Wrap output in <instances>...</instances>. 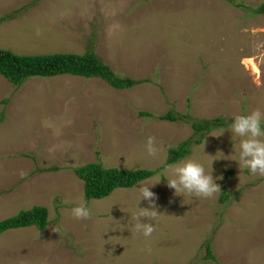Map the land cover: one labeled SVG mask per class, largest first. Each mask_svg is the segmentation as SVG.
I'll list each match as a JSON object with an SVG mask.
<instances>
[{"label": "rangeland", "instance_id": "374dc122", "mask_svg": "<svg viewBox=\"0 0 264 264\" xmlns=\"http://www.w3.org/2000/svg\"><path fill=\"white\" fill-rule=\"evenodd\" d=\"M263 2L0 0V48H91L112 72L139 81L116 89L99 77L59 74L15 85L0 74V221L34 205L48 211L43 229L0 234V264H264V177L238 166L239 139L226 129L237 114L264 112V14L250 11ZM169 110L180 119H160ZM216 117L221 123L206 131L192 127ZM184 141L188 152L174 163L192 158L207 171L214 159V197H182L167 186L168 151ZM92 161L156 172L86 198L75 169ZM156 179L160 214L144 237L133 228L137 206H149L137 205V186ZM80 202L87 220L71 215ZM206 245L215 260L205 258Z\"/></svg>", "mask_w": 264, "mask_h": 264}, {"label": "trees", "instance_id": "16d2710c", "mask_svg": "<svg viewBox=\"0 0 264 264\" xmlns=\"http://www.w3.org/2000/svg\"><path fill=\"white\" fill-rule=\"evenodd\" d=\"M240 6V5H239ZM243 6V5H242ZM250 11L264 14V2ZM18 10L12 11V14ZM12 14H9L10 17ZM0 74L5 76L15 85H20L31 76H55L59 74H71L81 77H99L116 89H127L136 85L139 81L130 76L115 74L110 67L102 62L91 48L83 53L77 52H51L43 54H22L0 48ZM141 115H150L148 111H140ZM160 119L176 121L179 116L169 110L160 116ZM221 123V118L216 117L210 122H194V130L203 132L211 125ZM202 141L201 136L196 139L197 143ZM190 141L179 143L177 148L168 151L166 164H172L188 152L187 146ZM159 171V169H158ZM78 176L84 180V194L86 198H102L110 194L115 188L130 187L136 183L149 178L156 170L147 168H119L103 167L100 162H88L75 169ZM227 176L231 170L226 172ZM228 194L224 193L222 199ZM48 211L43 205H34L28 209H21L15 215L0 221V234L4 231L34 225L40 229L48 224ZM205 258L215 260L209 245H206Z\"/></svg>", "mask_w": 264, "mask_h": 264}, {"label": "clouds", "instance_id": "9594fccd", "mask_svg": "<svg viewBox=\"0 0 264 264\" xmlns=\"http://www.w3.org/2000/svg\"><path fill=\"white\" fill-rule=\"evenodd\" d=\"M264 112L254 109L247 114H237L232 118L231 124L226 128L239 139L238 166L248 168L252 175L264 177ZM225 129L218 134H210L218 137ZM146 150L152 157H156L159 148L155 144L154 137L146 140ZM223 155V154H222ZM214 160V159H213ZM206 171L202 163L192 158L182 159L174 164H167L165 171L168 174L167 186L174 190L175 195L184 197L185 195H195L202 198H212L221 192L220 185L215 182L212 173V161ZM23 176L24 173H21ZM160 180L144 182L137 186L139 193L138 202L143 199L148 202V207H138V212L133 216L136 221L133 225L135 232L144 237H151L155 231L154 225L150 222L160 214L156 210V194L150 190ZM71 215L77 220H87L91 217V212L83 202L76 204L71 209ZM144 218V222L141 221ZM2 234V233H1ZM150 251V249H149Z\"/></svg>", "mask_w": 264, "mask_h": 264}, {"label": "bare ground", "instance_id": "6f19581e", "mask_svg": "<svg viewBox=\"0 0 264 264\" xmlns=\"http://www.w3.org/2000/svg\"><path fill=\"white\" fill-rule=\"evenodd\" d=\"M257 69V68H256Z\"/></svg>", "mask_w": 264, "mask_h": 264}, {"label": "crops", "instance_id": "0c3cea01", "mask_svg": "<svg viewBox=\"0 0 264 264\" xmlns=\"http://www.w3.org/2000/svg\"><path fill=\"white\" fill-rule=\"evenodd\" d=\"M17 53V52H16Z\"/></svg>", "mask_w": 264, "mask_h": 264}]
</instances>
